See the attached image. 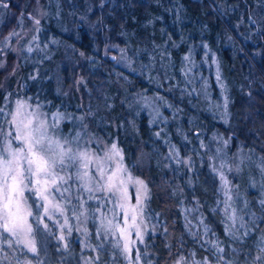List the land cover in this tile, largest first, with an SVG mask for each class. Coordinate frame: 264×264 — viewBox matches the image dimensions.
<instances>
[{"label": "rangeland", "instance_id": "rangeland-1", "mask_svg": "<svg viewBox=\"0 0 264 264\" xmlns=\"http://www.w3.org/2000/svg\"><path fill=\"white\" fill-rule=\"evenodd\" d=\"M66 1H69L73 12H69L67 16L70 25L65 28L71 26L73 29L82 24L92 38V46L95 45L96 49L94 55L98 60L86 59L83 57L85 54L80 52L72 54V47L71 52H59L54 60L53 68L55 70L56 67V70L52 73L53 80L57 93L62 95L63 98L60 97L69 105L59 108V105L48 104L46 95L39 92L40 82L35 81L39 76L40 80L42 77L45 81L47 76L41 75L43 71H33V67L30 70L27 66L31 58H35L30 56L29 48H38L37 59L49 58L53 53L52 50L46 51L44 48L46 42L55 41L56 36H42L48 31L46 25L41 24L42 16L47 13V2L0 0V109H3L4 113H12L18 100L26 102L27 112L36 111L41 119L47 121L49 135L61 140L66 139L73 151L88 150L97 157H103L115 143L121 150L122 163L127 169V173L121 175L126 177L131 174L133 178H139L147 185L148 197L143 205L147 231L143 243L137 240L136 244L131 246V252L126 259L121 251L123 242H120L119 247L116 246L119 232L115 230V225L123 226L124 222L123 211L116 208V198L110 193L97 192L94 195L99 197L98 200L89 199V193L83 191L79 186L80 182L73 177V180L65 185L70 187V192L64 193L63 198L60 193H52L56 200L64 205L65 212L63 215L56 213L51 220L44 217L48 230L44 229L43 224L38 228L36 225L35 218L43 212V208L39 206L42 201L36 198L34 192L25 190L27 204L33 212L29 222L37 228V253L17 249L13 254L7 245H2L4 250L13 255L14 260L28 259L32 264H130V261L131 264H154V241L157 235H162L163 240L167 241L168 252L155 261L157 264H176L181 257L182 264H196L205 259L208 264H217L216 248L210 241L218 242L219 247L224 249V261L220 264H264V253L259 250L260 238L264 236V206L261 205L264 200V171H261V166H264V125H261V117L257 118L255 115V98L245 99L243 111L251 118L250 128L243 129L239 134L235 131L236 127L229 125V90L214 52L207 56L204 50L203 55L201 54V63L205 67L203 69L194 68L193 59L185 51L181 60L176 63V71H172L170 68L174 67L169 48L162 47L158 41L152 39V44H140L132 49L129 39L120 31L115 32L116 36L110 35L111 25L108 22L111 16L102 24H97L95 18L91 17V1L83 0L84 5H80L78 0ZM105 2L111 5L113 1L99 0L97 4L100 7ZM33 17L39 19V25L34 23ZM6 21H9L10 25L2 29ZM12 32L18 35L10 36ZM71 33H74V29ZM164 39L167 37L164 36ZM92 50L94 51V48ZM109 52L115 53L111 59L107 57ZM105 58H108V61ZM254 66L250 61V70L246 71L253 75L252 78L259 75L257 72L264 75L263 65ZM106 70L110 73L109 77L102 76L101 71ZM137 73L152 83L153 91L147 92L146 88H137L139 83L134 81V75ZM102 77L110 78L106 81L107 84H101ZM138 78L141 79L142 76L136 77ZM130 81H133L132 86ZM211 82L215 84L213 90ZM43 88L45 91V87ZM127 89L132 92L126 96ZM199 91L204 102V111L213 116V123L210 124V120L209 123L204 121L202 126L187 132L193 128L195 122L191 114L181 122V99L185 94L191 96L199 94ZM195 96L198 101V96ZM191 106H195L194 100ZM195 111L198 113L199 110ZM57 112L63 113L64 118L56 128H52L51 125L55 123L53 113ZM140 113H145L148 120L159 126V129L160 122L171 126V132L165 136V148L157 156L160 160L159 167L149 165V152L136 135V117ZM117 116L124 119L125 124L115 122ZM81 117L83 119H79ZM10 119L11 115L0 114L2 133L13 130L7 123ZM117 128H127L130 138L136 137L134 142L137 147L132 159L125 157L116 136ZM2 133L0 149L3 147ZM13 146H18V142L13 141ZM108 167L114 168L115 164L110 162ZM243 168L245 177L241 175ZM200 169L206 179L214 184V199L219 214L217 220L220 222L222 234L227 237L223 241L226 242L227 248L232 249L225 248L224 243L207 224L205 215L201 213V199L193 186L198 180ZM89 171L95 177L92 182L94 187L99 177L96 176L94 166L90 165ZM75 172V168L71 169V174ZM221 172L227 181L226 184L220 179ZM64 174L61 172V175ZM127 187L131 197L130 203L135 204V188L132 185ZM155 197L158 202L152 204L151 201ZM81 201L85 202L83 207ZM233 209L235 224L229 219L233 215ZM114 212L118 214L114 216ZM105 216L113 220V228L107 234L102 227V220L104 225H107ZM226 227L231 229V233L226 232ZM112 231H116V234L112 235ZM178 233H186L196 247L201 248V253H197V248L192 246V242L189 248L172 249V241L176 240L175 246H180L177 239H173ZM61 236L64 239H60ZM131 239H136L134 230ZM149 251L152 257L149 256ZM137 252L141 257L138 262ZM172 253L174 254L171 256ZM257 257L261 259L257 260Z\"/></svg>", "mask_w": 264, "mask_h": 264}, {"label": "trees", "instance_id": "trees-1", "mask_svg": "<svg viewBox=\"0 0 264 264\" xmlns=\"http://www.w3.org/2000/svg\"><path fill=\"white\" fill-rule=\"evenodd\" d=\"M45 1L47 2L45 6L47 13L42 16L41 24L46 25V30L48 31L41 34L42 36L48 35V38L56 36V40L51 41V43L46 42L45 48L43 47L44 45L42 47L46 51L52 50L53 53L49 58L37 59L39 51L36 48L31 51L30 55L35 58H31L32 60L27 66L30 70L33 67V71H43L41 75L47 76L45 81L42 80V77L41 81L40 76L35 80L41 84L40 94L44 93L46 95L47 98L45 97V99H47L48 104L52 106L59 105V108H63L69 104L62 99V95H60L62 98L59 96L55 89L52 74L56 70V67L55 70L53 68L54 60L58 57L59 52L63 53L64 50L69 52L71 47L73 50L72 54L80 52L85 54L83 57L86 59H97L94 55L96 49L95 45L92 46V38L89 37V32H86L81 26L82 24L73 27L74 33H71L73 30L71 26L65 28L70 25L67 21V16H69V12H73L71 5L68 3L69 1ZM78 1L80 5L85 4L83 0ZM88 1H91L90 3L93 6V11L90 15L95 18L97 24H102L104 20L111 16V20L108 22L111 25H109L110 35L116 36L115 32L120 31L123 36L129 39V45L132 49H135L140 44L150 45L152 44V39L158 41L162 47L169 48L174 67L170 68L172 71H176L175 67L178 66L176 63L181 60L182 53L185 51L193 59L194 68L200 67L203 69L205 67L201 63L203 58V56L200 58L201 54L203 55L204 50L207 52V56L214 52L218 67L229 90V125L233 128L236 127L235 131L239 134L243 129L250 128L251 118L247 117L243 111L245 109V99L247 100L249 97L255 98V115L257 118L261 117V125H264V75L257 72L256 74L259 73V75L252 78L251 76L253 75L246 72L250 70V61L256 67L264 66V0H112L111 5L105 2L100 7L97 4L99 0ZM110 6L112 7L110 8ZM8 25H10V22L6 21L2 25V29ZM164 36L167 37L166 40ZM93 48L94 51L92 50ZM255 52L256 58H254ZM107 55L111 59L115 53L109 52ZM108 58H105V60L108 61ZM100 65L103 66V64ZM101 72L102 76L109 77L110 75L107 70ZM35 75H39V73H35ZM141 76V79H136V77ZM105 77L100 78L101 84H107L106 81L110 80V78ZM134 81L139 83V85H136L137 88H146L147 92L153 91L152 83H149V80L147 81L142 74H135ZM246 82L248 83L247 85ZM132 84L133 81H130L131 86ZM31 85L33 86V84ZM211 86L213 90L215 84L211 82ZM43 87H45V91ZM131 92V89H127L126 96ZM195 95L198 96V101ZM195 95L188 96L185 94L181 99L183 104L181 122L188 114H191L190 116L195 122L193 128L187 132H192V129L198 128L199 125L202 126L204 121L209 123L210 120V124L213 123V116L209 112L204 111L201 92L199 91V94ZM193 100L195 106H191ZM256 102L257 105H255ZM197 109L199 110L198 113L195 111ZM115 122L122 124L125 120L117 116ZM151 122L145 113H140L136 117V135L142 140L149 152V165L159 167L160 160L157 156L165 148V136L168 132H171V126L168 123L160 122L161 129H159V126L157 127L156 124ZM117 131L118 134L116 136L125 153V157L128 160L132 159L135 156L132 154L135 153L137 147V143L134 142L136 137L131 139L127 128H117ZM241 175L245 177L244 168L243 170L241 169ZM197 179L193 186L201 199V213L205 215L211 230L215 231L224 246H226L225 248H227L226 242L223 241L227 237L222 234L220 222L217 220L219 214L214 199V184L206 179L201 169ZM151 202L152 204H157L158 199L155 197ZM158 236L154 241V252H152V256L155 255L154 264H157L155 261L159 260V257H164L168 252L166 239L163 240L164 236L162 235ZM173 239H177L180 246H175L176 240L170 241L172 249L189 248L191 242L192 246L196 247V244L186 233H178V236L176 237L175 235ZM196 248L197 253H201V248L199 246ZM229 248L231 247L227 249ZM149 256L152 257L150 251Z\"/></svg>", "mask_w": 264, "mask_h": 264}, {"label": "snow or ice", "instance_id": "snow-or-ice-1", "mask_svg": "<svg viewBox=\"0 0 264 264\" xmlns=\"http://www.w3.org/2000/svg\"><path fill=\"white\" fill-rule=\"evenodd\" d=\"M33 19L34 23L39 25V19L34 17ZM9 35L16 36L18 33L12 32ZM28 51L31 52L32 49L29 48ZM217 78L219 79V76ZM226 106L227 100H225ZM26 108V102L18 100L12 113H4L3 109H0V114L11 115V119L7 123L13 129L2 133V128H0V133L4 137L3 147L0 149V264H32L28 259L22 261L15 258L14 260L13 255H9L2 245H7L13 254L17 249L36 254L38 251L35 238L37 228L43 224L44 229L48 230V224L45 223L44 217L51 220L56 213L63 215L65 212L64 205L57 201L52 193H60L63 198L64 193L70 192V187L65 185H68L73 177L80 182L79 186L82 190L89 193V199L98 200L99 197L94 195L97 192L110 193L116 198V208L121 209L124 216L123 226L115 225V230L119 232L116 246L119 247L120 242H123L121 251L127 259L131 252V246L135 245L137 240L143 243L147 231L143 215V205L148 197V188L145 182L139 178H133L131 174H127L126 177L121 175L127 173V169L122 163L121 150L115 143L104 153L103 157H97L95 153L88 150L73 151L68 146L69 142L66 139L61 140L49 135V125L46 120L41 119L36 111L27 112ZM53 117L55 123L51 127L56 128L64 116L63 113L57 112L53 113ZM77 138H79V133ZM13 141L18 142V146L14 147ZM110 162L115 164L114 168L108 167ZM90 165L95 167L96 176L99 177L94 187L92 182L95 177L89 171ZM73 168L76 169V172L71 174ZM261 171H264V166H261ZM61 172L65 174L61 175ZM220 179L225 184L227 183L222 172ZM127 185H132L135 188V204L130 203L131 197ZM25 190L34 192L36 198L42 201L39 206L43 208V212L35 218L37 228H34L33 224L29 222V217L33 216V212L27 204ZM84 203L81 201V207ZM261 205L264 206V200L261 201ZM232 212L233 215L229 219H232L235 224V209ZM116 214L118 213L114 212V216ZM104 219L107 217L105 216ZM65 223H67V217H65ZM241 226L243 227V225ZM102 227L107 234L113 228V220L107 219V225H104L102 220ZM133 230L136 235L135 240L131 239ZM116 231H112L111 234L115 235ZM207 231L208 229L205 227V232ZM226 232L231 233V229L226 227ZM60 239H64V237L61 236ZM209 243L216 248L217 264H220L221 261H224L222 255L224 249L219 247L216 241ZM259 250L264 253V236L260 238ZM140 258V254L137 252L136 261L138 262ZM256 259L259 260L261 257ZM182 261L183 257L177 260L176 264H182ZM196 264H208V262L205 259L203 262H196ZM225 264H230V262H225Z\"/></svg>", "mask_w": 264, "mask_h": 264}, {"label": "water", "instance_id": "water-1", "mask_svg": "<svg viewBox=\"0 0 264 264\" xmlns=\"http://www.w3.org/2000/svg\"><path fill=\"white\" fill-rule=\"evenodd\" d=\"M112 57H114V56H112Z\"/></svg>", "mask_w": 264, "mask_h": 264}]
</instances>
